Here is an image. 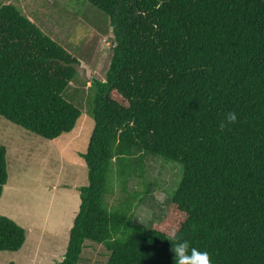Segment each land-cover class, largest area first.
I'll list each match as a JSON object with an SVG mask.
<instances>
[{"label":"trees","instance_id":"16d2710c","mask_svg":"<svg viewBox=\"0 0 264 264\" xmlns=\"http://www.w3.org/2000/svg\"><path fill=\"white\" fill-rule=\"evenodd\" d=\"M86 1L110 19L112 59L106 81L92 82L89 185L56 264H81L88 241L106 247L107 264H174L172 233L212 264H264V0ZM80 64L0 0V117L49 141L73 132L82 112L65 93ZM148 155L184 171L155 228L105 201L116 175L124 187L144 178ZM7 156L0 146V202ZM26 240L0 214V252Z\"/></svg>","mask_w":264,"mask_h":264},{"label":"rangeland","instance_id":"374dc122","mask_svg":"<svg viewBox=\"0 0 264 264\" xmlns=\"http://www.w3.org/2000/svg\"><path fill=\"white\" fill-rule=\"evenodd\" d=\"M1 1L20 8L81 63L65 93L67 100L82 112L73 132L49 141L0 117V146L8 151L9 173L0 214L14 220L27 233L19 252H0V264H56L67 253L70 231L81 205L79 188L89 185L83 155L95 127L90 111L91 86L94 79L106 81L114 32L106 14L86 0ZM145 159L144 178L136 175L128 179L125 188L118 185L121 178L116 175L114 193L106 195L105 201L109 210L133 207L136 223L155 228L165 219L184 171L182 165L160 157L148 155ZM146 187L152 193L139 203V195L147 191ZM85 245L81 264L108 263L105 246L91 241Z\"/></svg>","mask_w":264,"mask_h":264},{"label":"clouds","instance_id":"9594fccd","mask_svg":"<svg viewBox=\"0 0 264 264\" xmlns=\"http://www.w3.org/2000/svg\"><path fill=\"white\" fill-rule=\"evenodd\" d=\"M234 113H229L227 120L229 123L236 120ZM223 128L224 125L222 124ZM169 241H175L172 243L171 251L174 253V264H212V258L208 251H201L196 247H192L187 240H179L175 233L169 238Z\"/></svg>","mask_w":264,"mask_h":264}]
</instances>
